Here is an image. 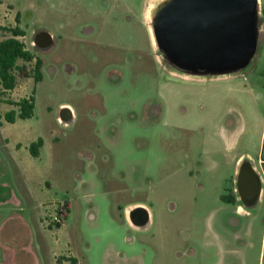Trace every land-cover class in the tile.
Masks as SVG:
<instances>
[{
  "label": "rangeland",
  "instance_id": "374dc122",
  "mask_svg": "<svg viewBox=\"0 0 264 264\" xmlns=\"http://www.w3.org/2000/svg\"><path fill=\"white\" fill-rule=\"evenodd\" d=\"M161 1L0 0V42L20 28L35 57L18 62L30 75L18 76L15 91L0 87V155L5 116L19 117L15 103L34 98V116L14 128L43 139L37 164L49 167L57 188L53 207L37 210L36 230L70 240L81 264H264V202L244 214L222 201L237 195L242 154L260 170L264 43L237 74L173 72L151 25ZM41 31L54 40L48 51L34 46ZM63 108L74 109L69 124L60 121ZM61 204L65 225L56 227ZM133 204L151 210L146 227L125 221Z\"/></svg>",
  "mask_w": 264,
  "mask_h": 264
},
{
  "label": "water",
  "instance_id": "95a60500",
  "mask_svg": "<svg viewBox=\"0 0 264 264\" xmlns=\"http://www.w3.org/2000/svg\"><path fill=\"white\" fill-rule=\"evenodd\" d=\"M156 45L163 60L187 76L222 77L247 70L259 48L258 0H162L151 16ZM47 49L54 44L50 33L36 35ZM74 114L61 110L60 121L69 124ZM263 181L250 160H244L236 177V192L245 209L258 206ZM131 224L146 227V208L129 212Z\"/></svg>",
  "mask_w": 264,
  "mask_h": 264
},
{
  "label": "crops",
  "instance_id": "0c3cea01",
  "mask_svg": "<svg viewBox=\"0 0 264 264\" xmlns=\"http://www.w3.org/2000/svg\"><path fill=\"white\" fill-rule=\"evenodd\" d=\"M263 43L264 37L261 41L259 39V47ZM262 56V54L259 55V61L262 60ZM252 80L249 91L255 92L254 77ZM0 87L2 92L8 91L3 88L1 82ZM71 110L75 117L74 109L71 108ZM26 120L28 119L16 117L14 122L4 120L5 124L2 125L5 126L3 131L7 132V137L5 138L6 144L1 149L2 155H0V264H81L78 257L75 256V250L70 240L52 241L50 238L52 231L44 230L42 233L36 230V212L42 206L53 207L57 188L49 177V167H40L37 164L46 151L43 139L29 131L17 133L14 128L16 124ZM263 131L264 124L262 130L256 134V141L259 145L257 149L259 165L261 158H264ZM40 140L43 145L37 149L38 154L35 156L31 148ZM245 159L250 160L254 165V158L248 153L242 154L238 158L237 164L242 163L241 161ZM19 167L22 169L21 173L26 177L25 183L22 182L26 184L23 190L20 189ZM254 167L259 173L258 168L255 165ZM263 202L264 184L258 206ZM137 205L139 204L130 205L125 209V221L130 226L133 225L129 220V212ZM234 205H237L238 213H249L242 204H239V197ZM149 214V223H151L153 214L150 209Z\"/></svg>",
  "mask_w": 264,
  "mask_h": 264
},
{
  "label": "trees",
  "instance_id": "16d2710c",
  "mask_svg": "<svg viewBox=\"0 0 264 264\" xmlns=\"http://www.w3.org/2000/svg\"><path fill=\"white\" fill-rule=\"evenodd\" d=\"M12 36L6 38L0 42V82L5 90H13L16 87L18 76L29 77L30 73L27 68L18 67L19 61L33 62L35 57L28 51L22 41L18 38L24 35V31L20 28L7 29ZM42 61L37 60L35 65L34 79L36 82H40L43 79L41 72ZM16 71L18 73L16 74ZM16 106L20 108L19 118L29 119L34 116L35 110V99H23L17 103ZM16 118L15 112H10L6 115V120L14 122ZM43 145L40 140L38 143L32 145V152L37 156V149ZM237 195L229 194L223 195L222 201L225 203L235 204L237 201Z\"/></svg>",
  "mask_w": 264,
  "mask_h": 264
},
{
  "label": "built area",
  "instance_id": "2783aa9c",
  "mask_svg": "<svg viewBox=\"0 0 264 264\" xmlns=\"http://www.w3.org/2000/svg\"><path fill=\"white\" fill-rule=\"evenodd\" d=\"M258 12H259V18H260V25H261L260 26V32L264 33V0H258ZM15 89L16 88H14L13 90H8V92L10 93L11 91H15ZM24 99H28L29 100L30 98L29 97H24ZM262 144H263V147H264V131H263V135H262ZM259 174H260V176L262 178V181H263V184H264V158H261V160H260ZM66 215H67L66 205L61 204L59 206V208H58V214L56 215V219H55L54 225L56 227L64 226L65 225ZM261 259H262V262H264V239H263V251H262Z\"/></svg>",
  "mask_w": 264,
  "mask_h": 264
},
{
  "label": "flooded vegetation",
  "instance_id": "af4514ba",
  "mask_svg": "<svg viewBox=\"0 0 264 264\" xmlns=\"http://www.w3.org/2000/svg\"><path fill=\"white\" fill-rule=\"evenodd\" d=\"M104 8H112V9H115L116 7H119V5H111V6H109V5H105V6H103ZM120 7H121V5H120ZM128 18V17H127ZM38 34V33H37ZM36 34V35H37ZM36 35H35V39H36ZM38 45H36L35 47L37 48V49H39V50H41V51H48L49 49H52V47L54 46V44L52 45V46H50L49 48H47V49H43V47H45V45H46V42L42 39V38H40V39H38ZM160 52V51H159ZM160 55H161V53H160ZM162 57V56H161ZM166 63V62H165ZM167 64V63H166ZM168 65V67H170L171 68V71H173V72H177V73H180V72H178L177 70H175L173 67H171L169 64H167ZM180 74H183V73H180ZM183 75H185V74H183ZM187 76V75H186ZM19 102V101H18ZM17 107V109L19 108L18 106H16ZM20 109V108H19Z\"/></svg>",
  "mask_w": 264,
  "mask_h": 264
}]
</instances>
